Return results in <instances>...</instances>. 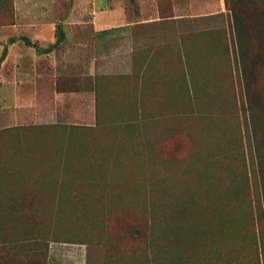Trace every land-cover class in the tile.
Here are the masks:
<instances>
[{
	"label": "rangeland",
	"instance_id": "rangeland-1",
	"mask_svg": "<svg viewBox=\"0 0 264 264\" xmlns=\"http://www.w3.org/2000/svg\"><path fill=\"white\" fill-rule=\"evenodd\" d=\"M60 1L0 0V264H264V0H96L169 15L170 43L125 73L115 23L94 75L93 0ZM40 44L61 50L48 110L10 76Z\"/></svg>",
	"mask_w": 264,
	"mask_h": 264
},
{
	"label": "crops",
	"instance_id": "crops-1",
	"mask_svg": "<svg viewBox=\"0 0 264 264\" xmlns=\"http://www.w3.org/2000/svg\"><path fill=\"white\" fill-rule=\"evenodd\" d=\"M92 10L95 11V6L98 4L96 0H93ZM22 5L23 11L26 13H48L52 11H58L61 9L60 0H16V6ZM89 5H85L80 0H74L73 5L68 7L69 12H73L76 7L87 8ZM95 18L87 24V27L91 28V59L88 62V74L94 75L96 64H101L105 66V63L102 62L96 63L95 59L96 53L106 54L108 50V41L105 40V34L108 32L106 29H110L111 25L117 26L118 40L120 41V50L117 53H121L122 56L119 57L120 67L124 68L125 73H129L132 67V54L134 51L145 48L149 44L147 41H155V43H170V16H166V19L159 17V15L152 16V18L146 20L142 19L140 21L134 22H121L118 23L114 21L113 10L104 8L103 10L95 11ZM154 14V13H153ZM145 17V16H144ZM143 17V18H144ZM43 25V24H42ZM41 27V24H40ZM107 31V32H106ZM99 32V33H98ZM110 33V31H109ZM112 33V31H111ZM103 35V36H102ZM61 37H58L56 40H49L48 44H59L61 42ZM146 42V45H142ZM17 41L13 42L15 45ZM110 44V42H109ZM58 46V45H57ZM57 46H52L49 49H46L40 44V51L37 53L30 54V63L25 65L21 70L14 65V68L11 71V77H22V86L28 92L23 96V101H30L33 95L35 87L39 89V99L43 104L44 108L48 110L52 108L57 102L58 89L57 77L58 71L61 69L60 65V48ZM43 47V48H42ZM13 54H15L14 46L11 47ZM6 55V54H5ZM4 55V57H5ZM11 52L8 54L10 57ZM3 57V59H4ZM25 57V56H24ZM105 57V56H104ZM2 59V60H3ZM27 61L26 59H24ZM37 61V63H36ZM20 74V75H19ZM16 89H18V84H16Z\"/></svg>",
	"mask_w": 264,
	"mask_h": 264
},
{
	"label": "trees",
	"instance_id": "trees-1",
	"mask_svg": "<svg viewBox=\"0 0 264 264\" xmlns=\"http://www.w3.org/2000/svg\"><path fill=\"white\" fill-rule=\"evenodd\" d=\"M225 1V5L226 6H229V4H228V0H224ZM228 9H230V8H228ZM1 59H3V56L1 57Z\"/></svg>",
	"mask_w": 264,
	"mask_h": 264
}]
</instances>
